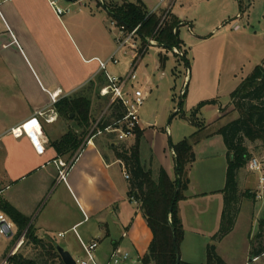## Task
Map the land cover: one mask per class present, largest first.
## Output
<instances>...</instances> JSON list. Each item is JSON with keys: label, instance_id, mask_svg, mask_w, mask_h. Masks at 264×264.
<instances>
[{"label": "crops", "instance_id": "1", "mask_svg": "<svg viewBox=\"0 0 264 264\" xmlns=\"http://www.w3.org/2000/svg\"><path fill=\"white\" fill-rule=\"evenodd\" d=\"M137 2L143 3L149 13L158 6L149 11L145 1ZM175 2H159L156 15L170 12L183 26L187 22L173 12ZM80 8L71 12L67 7V12L58 17L48 0H0V204H8L28 218L38 239L52 241L73 260L85 261L87 257L82 244L96 242L95 264H108L114 253L127 255L131 264H141L152 234L138 204L128 198L129 184L124 178L127 172L124 165L106 147L108 144L98 138L89 144H81L72 156H59L52 146L67 132L66 125L59 124L58 113L51 103L52 94L57 92L56 101H59L86 88L88 94L92 85L104 87L106 79L99 71L98 61H106L116 53L102 35L105 16ZM192 41L189 52L181 41L185 58L189 54L191 59L180 100L186 113H191L202 102L218 101L220 72L214 57L222 56L226 43L220 32L204 37L193 36ZM211 108L220 115L218 119L225 115L218 102L203 106L196 115ZM38 111L46 115L38 116ZM100 116L97 115L96 119ZM46 117L54 120L47 122ZM35 118L44 140L41 141L42 154L36 153L25 132L19 138L10 133ZM144 124L139 122L142 138L154 128L155 122H149L152 127ZM203 124L206 128L211 126ZM204 131L199 133L193 150L210 136L202 134ZM171 134V129L166 128L164 134L155 135L153 150L149 147L148 163L144 168L150 169L154 176L162 168L174 181L173 152L170 150L169 156L164 153L166 136ZM103 140L115 145L105 138ZM134 143L135 137L126 141L127 147ZM57 161L69 166L65 180H59ZM195 162L186 168L188 184L181 192L184 203L197 201L198 196L206 194H196L194 190ZM224 186L214 191L221 195L222 205ZM181 211L177 210L178 218L182 216ZM0 212L4 213L1 208ZM202 214L205 216V212ZM199 216L202 215L196 210L195 222ZM16 234L15 226L11 236L1 238L5 241L0 245V263L18 249V242L10 243Z\"/></svg>", "mask_w": 264, "mask_h": 264}, {"label": "rangeland", "instance_id": "2", "mask_svg": "<svg viewBox=\"0 0 264 264\" xmlns=\"http://www.w3.org/2000/svg\"><path fill=\"white\" fill-rule=\"evenodd\" d=\"M109 1L121 4L123 0H76L74 2L59 0L58 6L62 9L68 7L71 12L76 7H81L80 10L103 14L105 16L103 26L105 31L102 32V35L104 41L111 44L115 51L117 48L115 38L118 35V29L111 24L112 19L102 8L103 4H107ZM126 1L135 3L138 0ZM143 1L146 2L150 11L162 0ZM172 8L173 12L186 19L187 23L179 27V39L185 44L188 52L193 45V36L204 37L220 32L226 39L224 53L217 59L216 55L214 57V63L220 72V91L217 102L225 115H221L222 118L218 119L220 115L216 114L215 108L191 115V113L185 112L184 107H179L184 76L191 64L189 54L186 56L188 60V64H186L183 57L174 54L170 49H164L157 44L148 47L137 60L136 80L129 83L126 88L130 93L135 89L148 92L149 96L138 111L139 122L150 127L152 125H148L149 122L151 120L155 122L154 128H150L149 134L140 139L141 165L146 168L148 150L149 147L153 150L152 141L157 133L164 134L166 128L171 129V136H166L164 151L169 156L171 154L169 141L176 144L183 137H189L196 129L189 122L190 119L197 124L204 122L205 125H211L202 133L210 136L193 150L196 161L193 165V174L196 175L194 190L196 194L201 192L206 194L198 196L197 201L190 200L184 203L183 199H180L176 204L177 210H182L183 216L182 218L180 215L182 219L179 218L182 225V237L177 248L180 261L188 264H206L207 247L214 245L217 255L226 264H240L241 262L264 264V252L259 257L253 256L254 251L264 248V192L261 194L262 199H256L255 196L260 195L258 175L251 173L247 168L249 160L253 157L260 160L264 167V139L255 142L244 141L249 157L245 167L238 173L239 195L241 196L238 204L239 212L232 231L219 242H214L212 239L219 230L223 206L221 195L214 191L224 186L227 170V166L225 168L227 151L222 137L216 131L222 124L239 118L238 112L230 105V95L253 72L255 66L260 65L264 60V0H176ZM140 44V41H136L137 46ZM145 44H147L146 40L143 42V46H146ZM176 49L182 56L185 55L186 51L182 43L180 48ZM135 52L129 47L117 51L115 56L118 64H108L107 72L115 77L124 78L131 70ZM159 55L166 58L164 62H160ZM86 89L69 98L85 97L89 99L91 102L90 115L93 121L99 114L108 115L106 108L109 97L101 99L99 95L101 88L95 85L90 87L88 94L85 93ZM58 102L52 103L55 109ZM175 113H177L176 116H174ZM49 114L51 113L47 115ZM71 114L73 115L72 119H64L58 115L59 124H65L67 132L76 131L80 134L83 129L77 128L76 122L73 121L74 114ZM153 132L155 133L153 134ZM87 134L83 138L82 144ZM97 138L106 145L109 144L103 140V137ZM115 145L129 148L126 142ZM156 147L158 148L157 144ZM248 195H252V197H248ZM196 210H199L202 216V213L205 212V216H199L195 222ZM23 233L18 238L14 236L10 239V243L19 242ZM3 241L5 240L0 239V245ZM15 254L22 258L35 259L38 252L23 237L22 244ZM74 261L76 264H80V260L74 258ZM120 264H131V262L127 259Z\"/></svg>", "mask_w": 264, "mask_h": 264}, {"label": "trees", "instance_id": "3", "mask_svg": "<svg viewBox=\"0 0 264 264\" xmlns=\"http://www.w3.org/2000/svg\"><path fill=\"white\" fill-rule=\"evenodd\" d=\"M108 16L118 25L127 29L140 25L139 35L142 43L146 38H152L157 45L167 50L180 48L178 29L181 26L177 17L167 13L166 19L161 21L160 15L150 14L143 3L123 2L103 4ZM183 60L188 64L185 56ZM160 62L166 58L159 55ZM215 100L202 102L191 112L196 113L205 105L213 104ZM230 105L239 114V118L217 129L216 133L222 137L227 151V170L223 194V209L220 218V227L212 237L214 242L221 241L233 229L235 218L239 212L238 173L248 161L249 153L244 141L255 142L264 139V60L255 66L253 72L244 79L230 95ZM182 106V101L179 107ZM91 102L85 97H69L59 100L56 112L64 119L74 114L73 121L80 134L76 131L66 132L60 140L53 142L52 146L59 156H72L82 144L92 123L90 115ZM104 117V125L123 116V108L119 102L111 104ZM177 113L174 114L176 116ZM184 114H182V117ZM189 122L196 127V131L189 137L176 144L169 141V148L173 152L175 162V180L172 181L165 171L160 168L155 176L150 169L141 165L139 142L142 132L135 131V143L129 148L108 144L107 148L114 154L129 174L128 198L138 204L146 224L152 234L147 253L141 259L142 264H176L178 243L182 237V225L178 218L176 204L181 199V192L186 189L188 181L185 178L186 168L195 160L193 145L198 142V135L206 129L203 123L197 124L190 119ZM252 195H248V197ZM1 210L8 216L17 228L16 238L25 231L24 240L31 244L38 252L35 259L22 258L16 254L7 258L8 264H63L57 252V246L52 241L38 239L29 220L10 205L0 204ZM175 244V246H174ZM264 248L253 252L254 257L263 254ZM206 264H226L216 253V247H207ZM179 264H188L179 262Z\"/></svg>", "mask_w": 264, "mask_h": 264}, {"label": "built area", "instance_id": "4", "mask_svg": "<svg viewBox=\"0 0 264 264\" xmlns=\"http://www.w3.org/2000/svg\"><path fill=\"white\" fill-rule=\"evenodd\" d=\"M58 1L59 0H48V3L55 15L60 17L64 15L67 10L62 9L60 6H58ZM159 4L153 9L150 14H157ZM166 15L167 13H164L162 15L160 24L163 20L166 19ZM111 24L118 29V35L115 39L117 46L116 52L125 47H129L132 51H136L133 54L134 59L131 64V70L124 78L115 77L107 72L108 64H118L115 53L106 61H98L99 71L102 72L106 79V85L100 89L99 95L104 98L109 97L108 106L106 108L107 110L111 104L119 102L123 108V116L119 119L113 120L110 124L104 125L105 116L101 115L93 122L92 126L90 127L84 144H89L97 137H103L109 142L115 144L124 143L129 139L134 138L135 131L139 128L138 111L148 96L147 93L138 89H135L130 93L126 90V88L129 83L136 80L135 67L137 64V60L145 53L148 47L155 46L154 44L157 43L152 38H146L147 44H145L146 46H143L140 35L138 33L140 25H137L131 29H127L124 25H118L114 20H112ZM136 41H140L141 44L137 46ZM172 52L182 57V54L178 52L176 48H173ZM57 96V92L52 94L51 103H54L56 101ZM36 114L38 116L46 115V113L43 111H38ZM45 120L47 122H50L54 119L52 117H46ZM36 121L37 118L30 120L29 122L17 127L16 129H12L10 133L13 137L19 138L23 134V132H25L36 153L42 154L44 149L41 141L44 142V140L40 128H38L37 125L34 124ZM34 130L36 131V133ZM28 131H32L33 133L29 134ZM33 136H35V139ZM55 164L58 168L59 180H65L69 166L61 161H57ZM247 168L251 173L258 175V190L260 192V195L257 194L255 197L256 199H262L261 194L264 192V167L260 160H258L256 157H253L249 160ZM124 178L126 180H129V174L127 172L125 173ZM14 228L15 226L13 222H11L4 213L0 212V239L8 238L9 236H11L14 233ZM23 237L24 236H22L20 239L21 243H17L16 248H19L22 244ZM82 247L87 258L85 261L80 262V264H95L93 252L97 247V243L91 242L82 244ZM16 250L17 249L12 251L10 253L11 255H9L8 257L14 255ZM7 258L4 259L1 264H8ZM127 258L128 256L125 254L120 255L114 253L111 256L108 264H120Z\"/></svg>", "mask_w": 264, "mask_h": 264}, {"label": "water", "instance_id": "5", "mask_svg": "<svg viewBox=\"0 0 264 264\" xmlns=\"http://www.w3.org/2000/svg\"><path fill=\"white\" fill-rule=\"evenodd\" d=\"M64 1L65 2H74L76 0H64ZM72 116L73 115L70 114V118H72ZM174 246H175V244H174ZM57 252H58L60 259H61L63 264H76V262L70 256V254L68 252L64 251L62 248L57 247ZM179 262H180V257H179L178 252H177L176 264H179Z\"/></svg>", "mask_w": 264, "mask_h": 264}, {"label": "bare ground", "instance_id": "6", "mask_svg": "<svg viewBox=\"0 0 264 264\" xmlns=\"http://www.w3.org/2000/svg\"><path fill=\"white\" fill-rule=\"evenodd\" d=\"M34 124H36L37 127L40 128L39 123L37 121ZM28 132H29V134H32L33 133L32 131H28ZM33 137L35 139V136H33ZM18 243L20 244L21 242L19 241Z\"/></svg>", "mask_w": 264, "mask_h": 264}]
</instances>
